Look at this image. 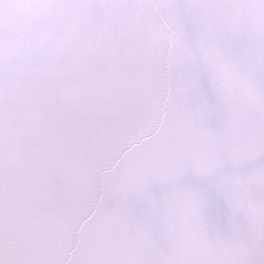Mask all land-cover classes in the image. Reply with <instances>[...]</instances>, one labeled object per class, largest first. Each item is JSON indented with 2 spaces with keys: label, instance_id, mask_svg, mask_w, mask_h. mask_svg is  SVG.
Masks as SVG:
<instances>
[{
  "label": "snow or ice",
  "instance_id": "6c2138e0",
  "mask_svg": "<svg viewBox=\"0 0 264 264\" xmlns=\"http://www.w3.org/2000/svg\"><path fill=\"white\" fill-rule=\"evenodd\" d=\"M0 264H264V0H0Z\"/></svg>",
  "mask_w": 264,
  "mask_h": 264
}]
</instances>
